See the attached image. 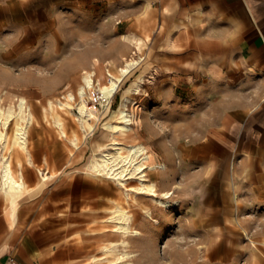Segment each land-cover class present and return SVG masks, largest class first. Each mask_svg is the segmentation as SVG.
Here are the masks:
<instances>
[{"label":"crops","instance_id":"0c3cea01","mask_svg":"<svg viewBox=\"0 0 264 264\" xmlns=\"http://www.w3.org/2000/svg\"><path fill=\"white\" fill-rule=\"evenodd\" d=\"M66 6L88 15L101 11L98 43H88L83 27L72 52H63ZM112 20L125 37L115 50ZM133 45L140 55L130 59L135 72L151 79L140 97L130 98L135 137L151 161L166 165L156 170L158 189L178 191L177 215L195 224L194 237L238 238L239 222L264 242V0H0V88L8 92L42 93L31 82L37 76L32 61L53 69L58 85L76 83L85 72L94 82L96 74H119ZM118 94L122 100L120 85L101 107L89 108L98 115L90 118L92 128ZM101 130L94 143L109 141ZM32 141L27 151L5 153L0 145V156L24 183L19 195L1 191L0 165V264H108L100 253L120 250L121 235L108 215L112 196L122 199L123 188L112 191L108 181L86 173L89 154L83 163L86 151L78 146L57 136ZM142 195L129 197L131 224L141 232L129 237L137 257L152 252L160 236L145 211L170 219ZM214 244L209 253L220 256ZM253 249L259 257L246 264H264V243Z\"/></svg>","mask_w":264,"mask_h":264},{"label":"rangeland","instance_id":"374dc122","mask_svg":"<svg viewBox=\"0 0 264 264\" xmlns=\"http://www.w3.org/2000/svg\"><path fill=\"white\" fill-rule=\"evenodd\" d=\"M66 4V3H65ZM102 16L100 10L96 9L95 13H89V15L86 13V10L80 9L76 10L74 8H70V6H66L62 10V21H63V29L62 33L65 37V44L63 46V52L70 54L76 46V41L80 36V28H86L84 29V33L87 32L89 36V42H92L93 39H96V43H98L97 40L101 39V33H102ZM107 30V29H106ZM111 37V49L115 50L116 48L122 46V39H125V37L122 36V39L118 35V28L116 27L115 22L112 20L110 22V30H108ZM128 37L127 42L133 43L134 40ZM102 43L101 41H99ZM135 45V42H134ZM132 46L133 50H129V53L125 55L124 59H122V63L118 68L122 67L124 63L127 60L134 59L136 61L139 60L138 53H135V46ZM141 46L138 47L140 49ZM49 53V52H47ZM46 53V54H47ZM138 66V65H137ZM30 69L36 72V77L31 78L32 84H36L42 89V93L40 94L38 90L31 89V90H25L22 89L18 94L17 93H11L6 91L5 88H0L2 91V95L0 96V105L4 108H6L9 105L16 104V98L18 96L25 97L27 101V105L31 112V124L28 126L27 130V146H31L33 144L32 139H45L50 138L52 136H57L63 139L64 141L68 142L72 146H78L79 150L82 152L86 151V155L83 157V163H85L86 157L88 155V158L91 156L92 153V143L93 137L98 133V129L101 130L102 135L104 134L108 138V142L104 144H100V141L95 140V143L98 146H105L109 142L112 141L114 138V135L112 130L109 128H106L104 124L107 122L116 123L119 121L117 116H115V112L120 105L121 101L126 100V103L128 105V112H130V115H132L133 119V136L132 140L136 143L143 144L147 149L148 147L145 145V143L139 141L135 137V121L134 115L136 117V110L135 105L130 98L134 95L139 96L140 93H142V86L149 83V80L144 79L141 74L137 75L135 70L137 69L136 65L132 68V70L125 75L123 80L120 82V87L123 91V98L121 100V94L117 96L116 100L112 103L110 110L105 115V117L101 120L99 125L92 130H89L88 128H82L80 126V123L78 121V112L75 109L76 104L79 102L80 97L78 96V88L82 84L83 85V77L88 74L85 72L83 75H81L82 80H78L76 83H70L66 82L65 84L58 85L56 82L59 80L52 76L53 69H44L39 67V63L37 61H32L31 66H29ZM16 70L20 71L23 70V68L18 69L15 67ZM112 73L114 71H111ZM116 73V72H114ZM40 75V77L38 76ZM107 79V75H99L96 74V80L99 84L104 83ZM148 81V82H147ZM121 93V92H120ZM66 94H72L74 95V101L70 102L74 108H67V106H61L58 103V100L65 101V98L62 96H66ZM33 97V98H31ZM140 97V96H139ZM85 98V97H84ZM87 100V96H86ZM49 101L53 102L52 108L49 105ZM75 102V103H74ZM100 111V110H99ZM93 112V111H92ZM94 115L98 116L96 112H93ZM102 114L104 113L101 112ZM100 114V115H102ZM134 114V115H133ZM95 119V118H93ZM56 120L60 121V125L56 124ZM91 124H93V121L90 120ZM105 122V123H104ZM79 123V124H78ZM103 124V125H101ZM13 131V124L9 126L7 129V140L6 144L3 147V150L5 153L19 149L20 147L18 145L13 144L10 142L11 135ZM88 136V137H87ZM75 139V143L73 140ZM91 139V140H90ZM90 141V153L87 151V144L88 141ZM21 149V148H20ZM149 151V164H154L156 162L151 161V157L153 154L151 151ZM88 161V159H87ZM86 161V163H87ZM85 163V164H86ZM148 170L147 171V178L150 181L156 182V170ZM160 170V169H159ZM84 171L86 173H90L96 176V178L104 181H108L112 185V191L118 188L120 185L115 180L106 177L105 175L98 174L94 171L88 170L84 165ZM129 182L127 185H133L136 183L134 179H129ZM123 188L124 197L122 199H118V197L112 196L111 198V210L109 212V215L111 214V211L116 206H119L121 208H124L129 211V197L134 198L135 194H143V198H145V195L148 196L150 199L153 200L155 206L160 211H164L165 214H169V218L167 219L166 216L160 220L158 224H155L152 222L153 225H159L158 231L160 233V236L158 238L154 239V250L151 252L150 250L147 252L142 253L137 257V254L131 250L132 244L129 241L130 235H125L120 232H116L117 234L121 235V238L119 239V245L118 248L120 250H123L124 248L128 251L133 252L134 256L129 258L130 264H217V262H231L235 261L236 264H246V262L249 261V259H256L259 257V253H255L253 247L256 248L257 244L263 245V241H256L254 240L249 232L242 226L241 223L238 222L239 226L242 228V234L238 236V238H216V239H207V238H198L194 237V227L195 224L188 222L187 220H181L182 217L178 216V203H179V193L178 191L175 192V194L172 195L170 198L171 205L167 208L160 207L156 204L155 197H151V195L147 193H136L132 190H128V195H126L125 188L120 185ZM158 186V184H157ZM118 190V189H117ZM160 190V189H158ZM161 191V190H160ZM123 202H125V205H121ZM130 212V211H129ZM108 215V216H109ZM108 221H110L108 219ZM113 222V221H110ZM131 223V222H130ZM246 223H244L245 225ZM111 229L114 227V223H109ZM131 226L135 228L132 224ZM116 227V226H115ZM114 227V228H115ZM141 234V232H140ZM121 240H127L128 243L126 246L121 242ZM143 241H145V238H143ZM213 241L215 242V248H220L222 254L220 256H213V254L209 253V249L213 247ZM250 244V245H249ZM252 245V246H251ZM228 246V247H227ZM118 249V250H119ZM233 251V253H231ZM119 255V251L115 248L114 251L110 252V254H105L103 252V248H101L100 256L102 257L101 261H104L108 264H121L119 263L117 257ZM137 257V258H136ZM228 257V258H227ZM226 259V260H225ZM252 259V260H253Z\"/></svg>","mask_w":264,"mask_h":264},{"label":"bare ground","instance_id":"6f19581e","mask_svg":"<svg viewBox=\"0 0 264 264\" xmlns=\"http://www.w3.org/2000/svg\"><path fill=\"white\" fill-rule=\"evenodd\" d=\"M135 63L136 62L134 60L126 61L125 65L119 70V74H115L114 72L110 74L107 73L108 75L106 81L101 84L98 82L99 89L106 96H111L116 91L119 83L123 80L125 75L132 70ZM82 81L83 85L81 84L79 86L77 92L80 97V100L77 103L79 113L78 121L83 129L88 128L89 130H92L93 128L90 118L95 115L85 102L86 98H84V89L85 87L91 86L93 79L89 74H86ZM2 94L3 93L0 89V96ZM64 98L65 101L58 100L60 107L67 106L69 109L73 108L70 103L73 99L72 94H68ZM49 105L52 108L53 102L49 101ZM31 116L27 101L23 96H18L16 98V104L14 105H9L6 108H3L0 105V145L2 147L5 146L7 140V129L11 124H13L10 142L18 145L24 151H27V130L28 126L31 124ZM115 116L119 119L118 122H106L104 124L106 128L111 129L113 134H115L114 138L103 147L98 146L93 142L92 153L88 158L85 167L88 170L115 180L125 188L126 195H128L127 191L129 189L136 193H147L151 195V197H155L154 199L158 206L163 208L169 207L171 205L170 198L174 194V188L160 191L158 190L157 183L153 180L150 181L147 178L148 170L150 171L156 168L164 170L166 169V165L164 163L149 164L150 156L148 149L143 144L136 143L132 140V125L134 122L132 115L128 112L126 100L121 101L115 112ZM56 124L60 125V121L56 120ZM73 142L75 143V139ZM0 157L2 179L1 191L3 190L12 195H19L24 188L22 177L20 179L15 178L8 158H6L5 155ZM42 179L47 180V174H42ZM129 179H134L136 183L133 185H127ZM145 214L146 217L155 224L160 222L159 218L153 216L151 211L147 210L145 211ZM108 219L116 224L114 229L115 232H120L130 236L140 235V231L131 226V214L128 210L116 206L111 211ZM121 242L124 246L128 243L127 240H121ZM133 256V252L124 248L123 250H119L117 259L121 264H130L128 260Z\"/></svg>","mask_w":264,"mask_h":264},{"label":"built area","instance_id":"2783aa9c","mask_svg":"<svg viewBox=\"0 0 264 264\" xmlns=\"http://www.w3.org/2000/svg\"><path fill=\"white\" fill-rule=\"evenodd\" d=\"M90 75V74H89ZM93 79V75H90ZM85 98L87 96V100L85 99V102L87 104V106L90 108L91 106L95 105V106H99L101 107L103 105V103L105 102L106 99L110 98L111 96H106L98 87L97 82H94V79L92 81L91 86L85 87ZM68 94H66L67 96ZM63 98L65 96H62ZM73 99L72 101H74V95H72ZM71 101V102H72ZM77 104L75 109L78 112V108H77ZM74 108V107H73Z\"/></svg>","mask_w":264,"mask_h":264}]
</instances>
